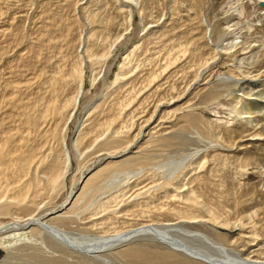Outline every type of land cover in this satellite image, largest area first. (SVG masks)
<instances>
[{
  "label": "rangeland",
  "instance_id": "rangeland-1",
  "mask_svg": "<svg viewBox=\"0 0 264 264\" xmlns=\"http://www.w3.org/2000/svg\"><path fill=\"white\" fill-rule=\"evenodd\" d=\"M254 2L0 0L1 205H12L10 197L22 184L36 196V204L53 208L97 153L131 144L155 105L182 93L213 56L210 32L218 18L238 13L244 34L264 41L259 13L264 6ZM219 61L206 69L204 81L165 107V114L158 106L127 158L98 166L87 197L68 213L73 221L65 224L110 234L142 224H190L195 218L191 225L196 229L264 260V140L243 138L255 129L264 132V80L236 83L229 77L230 61ZM81 68L85 89L75 107ZM77 136L78 151L88 147L80 157L71 149ZM58 173L63 175L51 190L47 178ZM12 184L20 187L13 191ZM13 206L0 214L2 223L25 216L23 206ZM41 235L6 239L0 264H206L145 238L111 251L102 262ZM251 241L257 242L256 253Z\"/></svg>",
  "mask_w": 264,
  "mask_h": 264
},
{
  "label": "bare ground",
  "instance_id": "bare-ground-1",
  "mask_svg": "<svg viewBox=\"0 0 264 264\" xmlns=\"http://www.w3.org/2000/svg\"><path fill=\"white\" fill-rule=\"evenodd\" d=\"M259 1H261V0H256V2H254V3H259ZM259 13H260V17L264 18L263 9ZM243 29H244L243 17L240 16L238 13H233L232 15L227 16L225 18H223V17L218 18L215 25L213 26V29L210 32V36H212L211 39L214 42V46H215V48L213 50V56L208 57L206 60L203 61V64L194 73V77L192 78V80L189 82V84H187L188 87L182 93L178 94L177 96H173L169 99L164 98L163 100H160L155 105V108H154L151 116L146 120V122L144 121L145 122L144 126L142 124V127L139 130L140 132L137 131L138 136H136V138L134 137V140H132L133 142L131 144H129L123 148L120 147V149H116L115 151H113L111 149H110L111 151H108L109 150L108 149L107 152L97 153V155L95 156L97 159H94L95 160L94 163L92 161L93 164L86 166L85 168H82V170L80 171V176L76 179L74 184H72V188H71L70 193L66 195L65 199H63V201L60 204L57 203L58 205L54 206V207L52 206L53 208H49L47 206L49 209H45L46 208L45 206L47 205V203L44 202V205H45L44 208L42 207L43 202H39L38 204H36V202L34 200L36 196L34 194L33 195L28 194V192H27V189H29V188L24 187L21 184L20 185L21 188H19V190H18L17 188L20 186L19 185L15 186L16 184L15 185L12 184L13 187L15 186L13 191L16 188L18 190V192L16 190L15 194L16 193H18V194L11 196V193L9 192L8 194H10V195L8 197L11 196L9 201H11L12 205H14V206L15 205H17L18 207L23 206V208L27 212L26 213L24 212L25 216H20V215H19L20 217L18 215L14 216L15 218L11 219V221H9V222L2 223L3 220L0 221V248H4L7 246V242L5 241L6 239H9V238L11 239V237L15 238L16 236H23L25 233L29 232V233L33 234V237L42 234L41 235L42 237L45 236V237H47V239L56 241L59 244H61L62 246H64V248H71V250L75 249V250L83 253L84 254L83 256H85V257L91 256L93 258H97V259L101 260L102 262H105V261H108L109 256H107V255L109 253H112L111 251H113L117 248H120L123 245H126V244L128 245L131 242H136V241H139V240L145 238L148 240L155 241L156 243H158L161 246L163 245L164 248H167L170 251H175V252L181 254L182 256L184 255L187 258H190L193 260H198V261L204 262L206 264H264V260H260L258 258H254V257L252 258L250 255L245 256V255L241 254L240 252L234 250L233 249L234 247L233 248L227 247V244L225 245L224 243L218 241L216 238L208 235L210 232L205 233L204 231L200 230L203 228L200 227L199 229H196L195 227H193V224L191 225V223L196 221L195 218H194V220H191V218H190L191 221L190 222L188 221L190 224H185V223L183 224V222H172V223L165 222V223H159V224H155V223L142 224L141 226L129 228V229L119 231V232H118V230H119L118 229V230H116V232H113L110 234H100V233L99 234H93V233H91V231H87V230L81 232L79 230H73L72 228H70L68 226V224H65V223H67L65 221L69 222L68 219H70V216H68V213L73 212L72 209L76 208L74 206L78 203V201L80 199L82 200V198L87 197V195H88L87 190H89L88 186L90 184V183L88 184V182L91 180L92 176L96 173L97 169L99 170L98 166L102 165L106 161L108 162V160L113 161V160H120L121 158L123 159V157H126L127 155H129V152H132L131 149L133 148V146L138 147L139 143L141 142V139L143 138V137L141 138V130L143 129V127H145L148 124L149 121L151 122V120L154 118V116L158 110V106L161 105L160 106L161 109L159 107L160 113L165 114L166 113V111L164 113L165 107L167 108V106L171 105L175 101L180 100L183 97L186 90L190 89L191 87H195V85H198L201 83V81H204V76L202 78V75H203V73L207 72L206 69H209V68L211 69L215 64L220 62L219 60H221L223 63L230 61L231 63L230 62L228 63V66H229L228 71L231 73L229 75V77H231V79L233 78V80H235L236 83L238 80L240 81L241 79H243V81H245V82L248 81L249 79L252 82H254L256 80H262V79L264 80V55L261 52V50L264 51V41L260 40V38H261L260 36H257V35L249 36L248 34H250V33L244 34L245 32H243V31L245 29L244 30ZM247 31H248V29H247ZM255 34H257V33H255ZM250 35H252V34H250ZM122 36L123 35H121V37ZM258 37H260V38L258 39ZM118 38H117V40H119ZM239 39H242V40L238 41ZM227 41H228V43H227ZM108 54H109V51L107 50L105 54H102V57L100 56L101 59H104ZM100 57H99V59H100ZM89 58L92 59L93 57L90 56ZM125 59H127V57ZM173 61L171 63H173ZM244 61L248 62V66L245 67L241 64ZM125 65H126V62H124V65L122 67H125ZM168 67L169 66L167 64V66L162 70L163 73L166 71L165 69H167ZM201 70L202 71L204 70V71L200 74ZM176 71H178V70H176ZM79 72H80V74H79L78 86L76 89L77 92L75 93L76 95H75L73 102H72L75 107L77 106V103L79 102L80 98L82 97V94H83L84 89H85L86 78L84 76L83 68L79 69ZM119 77H120V73L119 74L117 73V79ZM205 80H207V79H205ZM94 81H95V78H92L91 83H93ZM203 83L204 82H202V84ZM234 85L236 86L237 84H234ZM208 90L209 89H207L206 91H208ZM213 91L214 90H212V92ZM243 96H244V94L242 95V97ZM245 97L250 98V100L252 98H256V97H252V95H249V94L245 95L244 98ZM170 112L171 111H169V113ZM256 115H257V113H256ZM71 116L72 115L70 114L69 118ZM156 116H157V114H156ZM164 116H163V118H164ZM254 116H255V114H254ZM159 117H161V116H159ZM156 120L160 121L161 119L159 120L156 118ZM156 123H158V122L156 121ZM150 127L152 129V126H150ZM253 129H255V128L253 127ZM253 129H250V130H253ZM258 130L259 129H255V131H253L251 134L243 135V138H244V136H246L245 140H252L253 137L258 136V138H256V139L264 140V132H262L261 130L259 132ZM145 131H146V129H145ZM137 134H135V135H137ZM145 134H147V133H145ZM245 140L240 139V141H245ZM79 144H80V141H79V138L77 136V139H75V141L72 140V142H71V149L73 148L72 150H74L76 155L78 154V157H80L83 154L82 152L85 151V149H88V147H87V148L83 149L81 152L78 151ZM139 149H140V147H139ZM65 156H66V154H65ZM130 159H128V160H130ZM68 160H70V157L66 156L65 164L67 165V167H68ZM127 161H125V162H127ZM108 164H110V163L108 162ZM118 164L120 165L121 163H118ZM122 164H123V162H122ZM100 169H101V167H100ZM63 171L65 172V170H63ZM62 175L58 173V174H54L53 176H51L52 177L51 180H49V178H47V181L49 182L48 186L51 187L50 188L51 190H54L56 180L58 182V178ZM59 181H60V178H59ZM56 185H58V184H56ZM3 190H4V188H3ZM5 191L7 192L6 188H5ZM8 191H11V190L9 189ZM1 195H4V194H1ZM5 195H7V193H5ZM3 198L0 197V202L3 200ZM51 198H52V196H51ZM10 204L11 203H9V206L12 207V205H10ZM33 205L36 207L32 208V210L30 211L29 207L31 209V207H33ZM51 205H52V203H51ZM51 205H49V206L51 207ZM9 206L1 205V203H0V214H2V215L6 214L7 215V213H9V209H8ZM41 207L43 210L41 209ZM12 209L10 211L11 213H12ZM70 209H71V212H69ZM40 210H42V211H40ZM19 211L21 212V210H19ZM12 214H14V213H12ZM16 214H17V212H16ZM212 215H214V214H212ZM2 217H4V216H2ZM216 218H218V217H216ZM71 219H72V217H71ZM71 219H70V222L73 221V220L71 221ZM98 219L101 220V218H99V217H98ZM213 220L218 221L219 219L217 220L214 218ZM237 220H239V219H237ZM93 221H94V219H93ZM93 223H95V222H93ZM103 223H105V222L102 220V223L100 221L99 225L103 224ZM240 223H241V221H240ZM234 224L236 225L237 223H234ZM92 226H90V227H92ZM94 226H95V224H94ZM98 227L101 228V226H98ZM103 227H105V226H103ZM203 230H205V229H203ZM2 231H4V233H2ZM25 238H27V237H25ZM257 246H258L257 242L251 241V248L253 249L254 252L259 248V247L257 248ZM252 249H251V251H252ZM132 251H135V249ZM257 254H258V252H257Z\"/></svg>",
  "mask_w": 264,
  "mask_h": 264
},
{
  "label": "water",
  "instance_id": "water-1",
  "mask_svg": "<svg viewBox=\"0 0 264 264\" xmlns=\"http://www.w3.org/2000/svg\"><path fill=\"white\" fill-rule=\"evenodd\" d=\"M259 4H260L261 6H263V5H264V1H263V0L259 1Z\"/></svg>",
  "mask_w": 264,
  "mask_h": 264
}]
</instances>
